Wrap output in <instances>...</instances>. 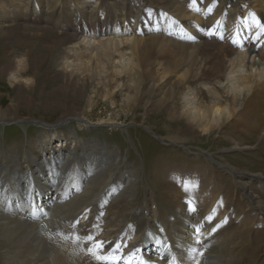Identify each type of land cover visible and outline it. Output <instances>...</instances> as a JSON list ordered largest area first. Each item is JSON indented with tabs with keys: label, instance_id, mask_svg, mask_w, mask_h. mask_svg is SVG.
I'll return each instance as SVG.
<instances>
[{
	"label": "rangeland",
	"instance_id": "rangeland-1",
	"mask_svg": "<svg viewBox=\"0 0 264 264\" xmlns=\"http://www.w3.org/2000/svg\"><path fill=\"white\" fill-rule=\"evenodd\" d=\"M251 1L246 5L236 0H0V113L9 111L19 117H33L0 122V155L11 151V147L18 159L25 157L32 147L42 150V154L52 147L59 150L62 139L68 135L73 138L68 142L70 151L85 150L80 143H96L113 160L110 170L129 168L138 176L139 184L135 183L146 191L143 198H150L153 193L157 204L165 206L161 220L167 215L163 192L167 196L168 188L185 192L196 209L186 229H191L200 216L199 206L203 209L209 202L208 194L199 188L203 184L197 185L201 182L200 176L191 168L195 157L199 156L214 169L209 186L222 189V195L216 196V191L213 194L219 197L214 202L217 203L216 215L223 214L229 207L237 209L238 216H247L241 188L234 189L237 177L231 171L258 175L264 180V98H256L255 91L259 89H254L249 100L240 103L235 120L211 121L212 130L201 131L196 126L198 120L189 114L194 116L201 104L207 106L215 102L210 95L213 87L237 96L238 84L234 75L217 80L197 78V71L205 66L212 68L216 58L210 47L201 50L203 45L197 37L194 42L187 37L199 35L203 22L204 27L211 28L220 21L225 31L230 24L228 20L232 21L236 14L237 21L231 22L237 25L235 32L239 28L244 34L239 37L246 36L245 39L251 41L253 29L257 30L254 25L249 28L252 18L264 24V0ZM235 4L238 7L234 10L232 5ZM210 6L213 7L211 14L207 12ZM105 19L112 20L106 27L113 28L116 24L125 31L110 36L109 62L99 67L101 51L97 40L109 37L102 33ZM77 23L86 27L82 38L74 36L73 25L76 28ZM180 34L183 35L178 37ZM260 41L255 48L261 50L263 56V36ZM256 42L253 38L254 46ZM216 52L221 58L224 50L220 46ZM253 57L248 55L246 61L252 62ZM261 59L264 63V58ZM248 105L251 108L247 109ZM73 107L80 114L77 119L58 125L46 121ZM233 121L235 128L226 126ZM32 129L48 133L42 136ZM177 133L188 138V143L169 138ZM46 134L52 138V147L43 139ZM182 164H186L185 169ZM166 172L171 173L169 178ZM180 173L193 175L181 185L175 179ZM253 183L251 192L257 195L259 183ZM29 192L30 189H24L26 195ZM259 196L264 198V193ZM182 201L189 210V201ZM231 218L229 220L228 216L223 225L227 229L225 250L235 253L243 250V257L240 255L237 260L243 258L241 264H264L262 219L253 215L246 223L235 225L234 215ZM240 243L244 244L242 248ZM246 245L255 246L253 262L246 259V253H251L250 246ZM2 254L0 250V264H10L12 257ZM209 258L208 255L205 260L209 262Z\"/></svg>",
	"mask_w": 264,
	"mask_h": 264
},
{
	"label": "bare ground",
	"instance_id": "bare-ground-1",
	"mask_svg": "<svg viewBox=\"0 0 264 264\" xmlns=\"http://www.w3.org/2000/svg\"><path fill=\"white\" fill-rule=\"evenodd\" d=\"M237 1L239 4L246 5L253 2L251 0ZM232 7L235 10L238 5L235 4ZM231 15L229 17H232ZM233 18L232 21L228 20L230 24L227 30L217 29V31L220 30L217 32V36L208 35L210 27H204L203 23L205 22L200 23L202 28L199 29L201 31L199 35L191 36L194 39L197 37L196 39L201 41L203 45L201 46L202 51L205 48L209 50L208 48L210 47L211 53L216 58L212 68L205 66L202 71H197L199 74L196 77L202 80H217L225 78V75L230 77L234 75L238 84L239 94L237 96L226 91V89L221 92L219 87H213L210 95L216 99L214 100L215 102L207 106L201 104L195 109L194 116L189 114V117L198 120L199 124L196 126L204 133L212 130L211 121L231 122L235 120L240 103L245 99L247 101L248 96L254 89H259L258 91L254 90L256 98H264V67L261 66L262 64L264 66L261 59L264 58V55L260 54L261 50L255 48L262 41H257L255 46L252 43L258 30L254 32L253 29L251 41L246 40V36L241 39L237 37L239 28L235 32L237 25L231 23L237 21L236 14H233ZM110 22L112 20L105 19L102 25V33L109 37L97 40L98 50L101 51L98 58L99 67L105 66L109 62L111 54L109 43H111L112 37L118 36L125 31L117 28L116 24L113 28L106 27L105 25ZM215 24L213 23L211 28ZM73 26L75 29L74 36L82 38V35L86 32V27L78 23L76 28L75 25ZM221 32L224 37L226 36L223 41L218 38ZM183 34L177 36L181 37ZM240 35L242 37L244 34L240 33ZM80 38L79 40H81ZM237 38L243 43L241 46L231 43L233 39ZM83 42L84 40L80 42V45ZM220 46L224 50L221 58L220 54L216 52ZM255 53L254 57H259V59L256 58L257 60L253 57ZM248 55L253 57L252 62L251 60L246 61ZM258 62H261V64ZM201 64H203V61ZM249 105L246 106L247 109L251 108ZM240 112L242 113V110ZM78 115L80 114L73 107L68 108L55 119H46V121L57 122L55 125H58L70 119H77ZM172 116L175 117V114L173 113ZM24 118L32 119L33 117L29 115L19 117L18 114L9 111L0 113V122H18ZM38 119L45 120L44 118ZM46 121L40 122L46 123ZM50 125L54 124L50 123ZM226 126L235 128V123L233 121V123H227ZM32 130L36 133H42V136L48 133L47 130L44 132H40L37 129ZM46 135L47 137H43V139H45L47 145L51 146L52 138H50L49 134ZM169 138L185 141V143L189 141L186 137H180L179 133L173 137L169 136ZM17 140L19 141V139ZM62 141L63 144L60 145L59 150H55L56 148L51 146L52 149L43 151V154L41 153L42 150L32 147L25 154V157L18 159L13 147H11V151L0 155V250L3 251V257H12L10 264H99L85 251L87 245L84 240L77 242L74 239L66 238L64 235L65 233L71 234L76 229H79L82 234H86L84 233L86 227L91 229L100 240L127 243L128 248L123 249L125 253H128L134 247L141 248L142 257L145 260L150 258L152 264H165V261L158 259L157 253L160 251H163L166 256L176 255L178 260L183 256L184 264H193L188 259L187 249L191 245L194 228L198 226L202 229V239L204 236L207 237L203 245L206 250L201 264H241L243 258H240L239 262L237 260L243 250L235 253L229 252L224 248V244L227 243L224 238V236L226 237L227 229L223 227L224 224L221 226L222 222L228 216L229 220H232L231 217L234 215L235 225H238V223L243 224V222L246 223L247 218L249 219L255 215L262 219L261 224L264 227V198L259 196L260 193H264V180L258 175H250L242 171H231L237 177V182L234 181L237 186H234V189L241 188V197L248 215L238 216L235 213L237 209L230 210L228 207L224 212L226 214L223 213L217 216V203L215 204L214 202L219 197H214L213 194L216 191L218 192V194L215 193L216 196L222 195V189L216 185L214 188L209 186L212 185L211 181L214 178L212 177V174L214 175L212 171L214 169L206 165L207 162L203 158L202 160L199 156L195 157V165L193 164L191 168L196 171L197 176H200L201 182L197 183V185L203 184L199 188L205 191V194H208L206 199L209 202L203 209L202 206L198 205L201 208L199 210L200 216L198 215V219L194 221L191 229H186L192 211L185 209L182 199L186 201L191 199L185 196V192H182L181 189L179 193L173 188H168V196L163 192L167 215L166 218H163L164 220H161L162 217L160 216L165 206L162 208L161 205L157 204L158 200L156 196H152L153 193L150 198H143L146 191L138 187V176L129 168L124 166L119 169L111 167L116 168L115 172L110 170V165L114 163L113 160L96 143L79 142L85 150L77 152L75 149L70 151L69 143L73 141L71 135L66 136L65 140L63 138ZM47 152L50 157H46ZM180 154L182 155V153ZM186 154L190 155L188 152ZM24 165H26V168H24ZM222 166L225 167H222L224 170H227L225 164H222ZM182 168L185 169L186 164H182ZM165 174L168 175L167 178L171 175L168 172ZM190 174L193 175V173ZM220 174L222 175L223 173L220 172ZM191 175L180 173L175 175V179L179 180L178 184L184 185L188 182L187 179H190ZM221 178L224 183L223 177ZM255 181L259 183L258 186L260 187L257 195L254 194L256 192H251L252 188L254 189L253 182ZM135 182H138V184ZM166 186L169 185L166 183ZM24 189H30L28 195L24 193ZM33 201L40 209L38 219L35 220L29 211V204ZM86 210L90 211L86 212ZM85 215L87 219H83ZM209 217H215L211 224L206 219ZM77 218H80V223L74 229L72 224ZM203 223L205 224L204 228L202 227ZM206 224H209V226ZM214 227L218 228L215 233L212 232ZM146 229L149 230V233L145 232ZM160 229H163V231H160ZM262 231L264 232V228ZM262 234L264 242V233ZM158 242L162 243L164 247H160ZM242 244H239L241 248L243 247ZM249 244L252 243L250 242ZM168 246H171V252H169ZM254 249L255 246H250L249 251L251 250V253H246L248 262L250 260L253 262ZM208 255L210 256L209 262L205 260ZM234 256L236 258H233ZM241 256L243 257V255Z\"/></svg>",
	"mask_w": 264,
	"mask_h": 264
},
{
	"label": "snow or ice",
	"instance_id": "snow-or-ice-1",
	"mask_svg": "<svg viewBox=\"0 0 264 264\" xmlns=\"http://www.w3.org/2000/svg\"><path fill=\"white\" fill-rule=\"evenodd\" d=\"M213 11V7L210 6L208 8L209 14ZM226 15V14H225ZM242 24L246 23V21H241ZM254 25L255 28L258 30V34H256L255 39L259 41L262 36H264V24H262L259 20H257L255 17L252 18L251 24H249V28ZM217 29H222V25L219 21L216 22L215 25L212 26V28L208 29V35L209 36H217ZM183 31V30H181ZM171 34V33H169ZM240 33L237 32V37H239ZM218 38L223 41L225 39L224 35L221 34L218 36ZM188 41L194 42V38L189 36L187 37ZM234 45L241 46L239 39H233L231 41ZM189 210L192 212H195L196 209L194 206L191 205V202L189 201ZM29 211L32 218L38 219V213L40 211L39 206L35 204V202H30L29 204ZM90 211V210H86ZM101 215H103L101 213ZM83 219H87V216L85 215ZM207 222L209 224L212 223V221L215 219V217H209L206 218ZM80 218H77L72 226L74 229H76V226L79 225ZM227 223V219H225L221 226L223 224ZM218 228L214 227L212 229V232L215 233ZM160 231H163V229H160ZM84 233L82 234L79 229H76L73 233H65L64 235L68 239H74L77 242L80 240H84L85 244L87 245L85 251L88 255L93 257L99 264H152L151 259L145 260L141 253L142 249L139 247H134L131 249L128 253H125L123 249L128 248L127 243L123 242H112V241H104L97 238L96 234L87 227L84 229ZM202 229L201 227H195L193 231V236L191 238V245L187 249V256L188 259H190L193 264H201V260L205 255V247L204 241L207 239L206 236L203 237ZM160 247H164L162 243H159ZM201 246V247H198ZM169 252H171V246H168ZM158 259L165 261V264H184V258L183 256L178 260L176 255L166 256L163 251H160L157 253Z\"/></svg>",
	"mask_w": 264,
	"mask_h": 264
}]
</instances>
